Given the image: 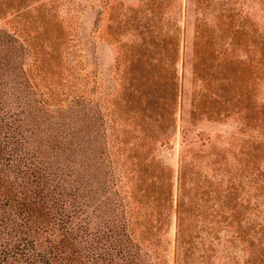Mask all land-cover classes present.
Wrapping results in <instances>:
<instances>
[{
	"label": "rangeland",
	"instance_id": "rangeland-1",
	"mask_svg": "<svg viewBox=\"0 0 264 264\" xmlns=\"http://www.w3.org/2000/svg\"><path fill=\"white\" fill-rule=\"evenodd\" d=\"M218 17L231 22L227 30ZM242 21L255 30L256 45L246 48L233 40ZM204 31L209 38L201 36ZM229 47L243 61L250 59V66L264 62V0H0V96L11 112L27 104L39 111L48 123L42 126L45 130L61 122L57 111L65 114L52 98L70 100L72 90L85 89L98 108L92 103L84 108L108 112V101L117 99L114 88L121 87L117 67L132 61L166 67L165 74L136 76L153 83L160 94L170 81L164 112L151 117L152 107L141 101L135 107L138 119L123 114L117 126L121 132L116 129L122 137L125 129L156 124L158 140L165 138L150 150L155 166L163 169L153 175L152 191L150 180L117 183L119 195L133 191L134 212L146 207L141 220L161 226L159 241L145 242L150 256L146 263L264 264V188L259 190L264 185V129L238 107H221L216 113L211 104L207 112L210 102L220 100L219 90L210 89L192 67L203 60L219 62ZM164 48L168 53L174 49L175 58L160 60ZM258 65L252 94L257 105H264L263 69ZM202 102L206 105L199 110ZM111 119L109 113L102 117L100 129L109 132V140ZM116 148V174L123 178V168L131 166L129 152L120 150V142ZM181 159L189 165L183 181V255L176 250ZM141 191L146 198H140Z\"/></svg>",
	"mask_w": 264,
	"mask_h": 264
},
{
	"label": "trees",
	"instance_id": "trees-1",
	"mask_svg": "<svg viewBox=\"0 0 264 264\" xmlns=\"http://www.w3.org/2000/svg\"><path fill=\"white\" fill-rule=\"evenodd\" d=\"M217 20L223 22L224 19L218 17ZM223 24L225 31L231 22ZM239 27L233 40L237 38L246 48L256 45L252 25L242 21ZM210 35L207 31L201 34L206 38ZM163 50L160 60L175 58L174 49L171 53ZM234 53L229 47L219 62L210 64L203 60L192 66L194 74L208 83L210 89L219 90L216 96L220 100L210 102L207 112L211 104L216 113L223 107H238L246 112L243 115H247L251 123L259 122L264 129V105H257L252 94L254 78L260 72L258 64L262 65L264 77V62L250 66V59L248 63ZM139 62L123 64L122 70L116 68L121 73V87L119 91L114 88L117 99L108 101L105 106L108 112L95 110L91 113L84 106L91 103L93 108L98 106L86 98L88 90H72L70 100L51 99L53 106L61 105L65 109V114L59 115L57 111V120L61 122H54L57 123L55 127L45 130L42 126L46 122L40 118L39 111L27 104L26 109L11 112L0 96V264H147L150 256L145 251V242H158L160 233L157 232L161 226L141 220L142 210L147 216L146 207L134 212L136 197L133 191L127 190V195L121 196L117 183L124 179L130 182L134 178L140 183L148 180L152 183L158 169L163 172L155 166L150 154L160 141L155 133L160 128L149 124L139 131L125 129L122 137L116 129L121 132L117 126L123 114L138 119L135 107L141 101L147 108L152 107L151 117L164 112L163 104L171 92L166 86L170 81L165 83V94H160L155 93L153 83L136 78L139 74L144 78L151 73L165 74L166 67H151ZM153 77L157 76L153 74ZM201 105L206 104L202 102L196 107L202 110ZM108 113L114 116L109 120L113 128L110 140L109 132L101 131L105 120L102 117ZM79 116L85 119L74 120ZM148 127L150 133H147ZM119 142L124 147L120 150L129 152L131 165L130 169L123 168V178L116 174ZM180 161L176 250L183 255L180 246L183 247V238L187 236L185 219L181 216L185 208L183 181L189 165L183 159ZM252 181L255 183L256 177ZM153 186L154 183L149 185L151 191ZM263 188L264 185L259 190ZM141 194L140 198H146L144 192Z\"/></svg>",
	"mask_w": 264,
	"mask_h": 264
}]
</instances>
